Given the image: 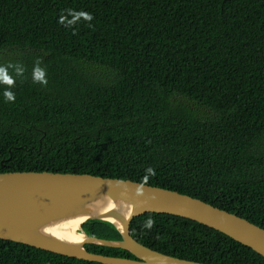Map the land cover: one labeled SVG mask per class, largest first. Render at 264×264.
Returning a JSON list of instances; mask_svg holds the SVG:
<instances>
[{"label": "trees", "instance_id": "1", "mask_svg": "<svg viewBox=\"0 0 264 264\" xmlns=\"http://www.w3.org/2000/svg\"><path fill=\"white\" fill-rule=\"evenodd\" d=\"M0 67L13 80L0 82V172L130 179L264 227V0H0ZM83 228L122 239L109 221ZM130 229L168 255L264 264L189 218L145 213ZM0 264L103 263L0 238Z\"/></svg>", "mask_w": 264, "mask_h": 264}, {"label": "water", "instance_id": "2", "mask_svg": "<svg viewBox=\"0 0 264 264\" xmlns=\"http://www.w3.org/2000/svg\"><path fill=\"white\" fill-rule=\"evenodd\" d=\"M169 213L212 227L264 256V227L237 213L168 188L130 179L53 171L0 172V238L103 264H208L168 255L131 234L134 217ZM89 220L111 222L122 239L89 235ZM78 221L75 233L67 225ZM122 248L136 258L88 250L87 244Z\"/></svg>", "mask_w": 264, "mask_h": 264}, {"label": "clouds", "instance_id": "3", "mask_svg": "<svg viewBox=\"0 0 264 264\" xmlns=\"http://www.w3.org/2000/svg\"><path fill=\"white\" fill-rule=\"evenodd\" d=\"M80 15L84 16V18L87 19V20H91L92 19L90 14L80 13ZM35 79L39 80L41 83H46V81L43 79V73H41V72H38L36 74ZM0 82L6 83V84H9V85H11L13 83V80L7 74L6 69L2 68V67H0ZM5 98L7 100H9V101L15 99L14 95L10 91H6L5 92ZM88 174H90V173H88ZM151 225H152V220L149 219L146 226L147 227H151Z\"/></svg>", "mask_w": 264, "mask_h": 264}, {"label": "bare ground", "instance_id": "4", "mask_svg": "<svg viewBox=\"0 0 264 264\" xmlns=\"http://www.w3.org/2000/svg\"><path fill=\"white\" fill-rule=\"evenodd\" d=\"M109 14V13H108ZM172 22V21H171ZM124 38V37H123ZM78 225H79V222L77 221H73L72 223L68 224L67 225V230L68 232L70 233H75L77 231V228H78Z\"/></svg>", "mask_w": 264, "mask_h": 264}]
</instances>
